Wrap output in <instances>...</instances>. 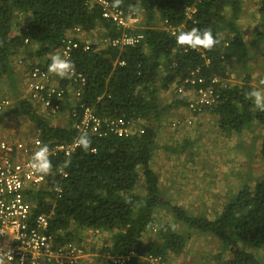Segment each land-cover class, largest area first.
Wrapping results in <instances>:
<instances>
[{
    "label": "trees",
    "instance_id": "trees-1",
    "mask_svg": "<svg viewBox=\"0 0 264 264\" xmlns=\"http://www.w3.org/2000/svg\"><path fill=\"white\" fill-rule=\"evenodd\" d=\"M89 1L0 0V77L7 76L12 90L18 82L14 84L11 79L17 75L14 57L20 49L26 59L48 68L50 58L46 56L61 46L74 27L89 32L101 26L109 36L123 31L102 18L101 7L96 3L90 6ZM107 1L114 5V0ZM257 2L264 27V0ZM116 7L140 15L139 23L125 31L141 33L143 39L122 50L97 49L94 45L83 50L80 44L71 52L75 70L86 80L81 102L93 106L102 118L147 124L140 125L142 133L128 137L88 135L92 144L87 152L80 148L68 158L52 157L53 169L44 186L25 191L33 214L49 215L47 232L61 244L81 241L78 234L84 228L107 232L98 253L125 256L132 252L123 264H151L149 256L168 260L170 254H180L192 235L190 230L219 241L220 251L214 257L225 254L223 264H264V172L257 177L245 172L235 192L208 217L174 202L167 190L161 189L154 169L155 154L160 149L156 119L178 105L173 99L169 106L161 107L159 93L175 81L181 83L194 70L204 80L196 87H208L211 78L226 81L231 71L243 72L240 82L213 84L216 103L209 111L216 114L221 133L240 134L254 123L264 127V112L246 99L255 89L248 63L253 51L258 52L256 45L263 40L264 31L253 37L254 47L245 41L236 24L241 0H121ZM190 8L193 11L188 18ZM23 17L24 27L14 31ZM179 26L176 34L193 27L211 29L220 43L211 51L182 47L169 30ZM32 43L37 45L35 50L29 48ZM259 53L264 57V46ZM66 81L60 79V86L64 87ZM258 83L264 88V78ZM11 111L28 118L43 142L68 141L81 135L70 123H50L25 99L18 100ZM254 139H260L259 156L264 161V133ZM66 160L71 165L64 168ZM61 169L65 175L58 172ZM54 187L60 189L59 197ZM159 213L167 219L157 223L154 216ZM156 223V231L143 241L144 234ZM179 225L185 232L176 230ZM95 260L101 262L99 256Z\"/></svg>",
    "mask_w": 264,
    "mask_h": 264
},
{
    "label": "built area",
    "instance_id": "built-area-1",
    "mask_svg": "<svg viewBox=\"0 0 264 264\" xmlns=\"http://www.w3.org/2000/svg\"><path fill=\"white\" fill-rule=\"evenodd\" d=\"M92 3L101 7L102 18L109 20L115 27L122 28L123 31L115 36H109L105 35L106 31L101 26H97L101 28L102 33L95 41L89 42L82 37L84 31L74 27L62 39L56 54L71 59V52L80 44L83 50L89 49L92 45L97 49L122 50L141 42L143 39L141 33L125 31L139 23L137 12L119 9L107 0H90L89 5ZM192 11V8L188 9V18L191 17ZM179 29L180 26L169 28L172 35ZM24 42L27 44L28 39ZM26 62L30 63V68L23 73V82L21 81L18 86L19 90L26 92L21 99L29 101L42 115L53 117L65 115V119L71 121L72 127L78 133L86 132L88 135L99 137L108 134L128 137L142 133L139 120L102 118L93 106L82 103L81 96L86 80L78 71L75 70L71 78H64L67 81L64 87H61L59 80L62 78L49 72L48 68L37 66L38 63L35 61L27 59ZM114 63L122 65L123 61ZM196 71H192L190 77L185 78L177 87V92L187 101L186 107L191 116L214 106L216 103L214 83L220 85L227 83L225 80L211 78L212 84L208 87H196L197 84L204 83L203 78L196 76ZM12 102L8 92H0V255L4 257V264H78L86 255L82 246L76 242L58 243L56 236L47 232L49 215L45 213L34 215L31 209L33 205L25 197L26 190H35L47 180V175L34 172L30 166L34 153L43 145H47L49 159L57 155L68 157L79 149L76 143L78 139L43 142L38 136L26 140L11 138L7 130V120L11 114ZM185 122L189 124L190 119ZM183 123L174 121L171 124L179 127ZM59 173L63 174V171L59 170ZM53 191L60 196L58 187H54ZM155 228L156 226L153 227V232L156 231ZM131 254L132 252L118 256L104 253L99 257L102 264H123ZM148 260L151 264L167 263L159 256H149Z\"/></svg>",
    "mask_w": 264,
    "mask_h": 264
},
{
    "label": "rangeland",
    "instance_id": "rangeland-1",
    "mask_svg": "<svg viewBox=\"0 0 264 264\" xmlns=\"http://www.w3.org/2000/svg\"><path fill=\"white\" fill-rule=\"evenodd\" d=\"M241 4L242 10L244 6L245 10H243V12L242 10L240 11L237 19L238 22L236 21V23L239 26H243V32H247V27L244 24L245 21L251 20V18L253 19L252 21H258L257 17L254 16L256 14L255 4H258V2L257 0H241ZM239 18H243L244 21L240 23ZM20 21H23L22 18ZM252 28L256 29V26L254 25ZM96 29L97 30L94 31L93 35H101L102 31L97 27ZM253 29L250 31H253ZM22 51L23 49H20L14 57V70L17 72L16 78L14 74V79H11L14 84L16 81H19V73L21 76H23L22 74L30 64L29 62L24 61ZM20 59L22 62H19ZM251 64H254V67L258 65L255 60H252ZM263 64L264 61L262 62V65ZM230 66L232 67L233 65L230 64ZM255 72L258 73H255V76L251 80L255 83H258L259 80H262L261 77L263 76L264 71L261 67H259L255 69ZM242 80L243 72L237 70L231 71L230 78H228L226 81L237 83ZM9 84L10 83L8 82L7 76L1 75L0 92H8L10 94L11 99L13 100L11 108H13L17 102L16 99L18 98L19 100V96L17 94V90L19 88L17 86L12 90ZM159 94V104L161 107L163 105L169 106L171 101L169 105H167V101L176 98L174 95L175 88L173 85H170L166 91H160ZM202 114H204V112ZM8 116V125L10 128L9 133L11 134V138L26 140L29 137L37 136L34 127L28 118L14 113ZM42 116L52 124L65 125V122L67 121L65 119V115L57 117L45 115ZM161 116V118L159 117L160 120L154 118L156 119L155 128H157V143L160 145V149L156 151L155 157H159V160H161L162 164V166L159 164L160 167L158 166L157 170V172L159 171L158 176L160 179V187L161 189L167 190L169 197L173 199L174 202L179 204L186 202V204L189 205V210L191 212L211 217L212 213L214 214L216 211L221 209V205L229 199L228 196L232 195L233 191L235 192V190L241 184V179L245 176V172H251L250 163H244L242 164L243 167L239 168L241 173L239 172L240 174L235 178L233 174H231V170L234 165L229 164L226 160L227 154L230 156L232 152L233 155L235 154L234 150H244V147L239 145L236 140L229 137L225 139L227 142H224L222 145L220 144L219 140H217L218 143H214V140L211 141L213 136L206 141L204 134L202 137H197L195 140V144L199 143L198 153L196 152L195 154L188 144H180V141H178L176 136H172V133H174L172 132L173 129L181 130L184 128V125L176 127L172 126L171 123L174 121L185 122L183 120H187V116H190L188 112H186V110L181 107H169V109L161 113ZM211 121L212 120L210 119V124ZM145 124L147 123L144 122L143 125ZM193 124L194 119L192 123L188 125L189 128H191ZM228 143L234 144L231 150L227 149L228 147H226ZM212 145L213 148L209 149ZM208 150H211V152ZM156 168L157 164H155V169ZM225 176L228 177L227 181L225 180ZM163 219H167L166 215L163 216L160 214L154 216V221L157 223ZM176 230H179L180 233L185 232L184 226L180 225L176 228ZM190 232H192V235L188 238L184 250L179 255L170 254L168 260H166V264H223L222 259L226 257L225 254H222L219 259L214 257L215 254L220 251L218 240H215L207 235H200L191 230ZM152 233L153 231L145 233L143 236V241H145L146 238ZM103 236L104 235L94 236L93 238L101 240ZM171 255L173 257H171ZM94 259L95 257H92V260L89 259V262H93Z\"/></svg>",
    "mask_w": 264,
    "mask_h": 264
},
{
    "label": "crops",
    "instance_id": "crops-1",
    "mask_svg": "<svg viewBox=\"0 0 264 264\" xmlns=\"http://www.w3.org/2000/svg\"><path fill=\"white\" fill-rule=\"evenodd\" d=\"M241 6H242V4H241ZM255 6H256L255 7L256 14L254 16L257 17L258 21H256V20L252 21L253 20L252 18H251V20L245 21L244 24L247 27L246 28L247 32H243L244 31L243 30V26H241V25L239 26L236 23L238 28L242 31L245 41L249 45H251L252 47H254L255 44H256L255 41H254L255 39L253 37L259 31H264V27L261 24V15L258 12V5L255 4ZM244 7H243V10H245ZM241 10H242V7H241ZM243 10H242V12H243ZM243 21H244L243 18H239V22L240 23H242ZM25 22H26V20L23 18V21L21 22V24L19 26L15 27L14 31L19 32L24 27ZM237 22H238V20H237ZM254 25L256 26V29L252 28V27H254ZM252 29H253V31H250ZM96 30L97 29L95 28L92 31H89V32H86V33L83 32L84 33V34L82 33L83 34V36H82L83 39L87 40L89 42L95 41L96 38L100 36V35H98V36H94L93 35L94 31H96ZM248 31H250V32H248ZM250 33H253V34H250ZM263 46H264V38H263V40L258 42V44L256 45V49L258 50V52H255V51L252 50L254 56H252V58L250 59V61L248 63L249 68H250L251 78H253L255 76V73H258V72H255V69L261 67L263 69V71H264V64L262 65V62L264 61V57H262L260 55V53H259V52H261L263 50ZM29 48L30 49H36L37 45L35 43H32L29 46ZM57 52H58V49H56L55 52L50 53L46 57H49V56H52V55H56ZM22 54H23V51H22ZM23 56H24V59L26 61L27 59L25 58L24 54H23ZM46 57H44V59ZM252 60H255L256 63L258 64L256 67L253 66L254 64H251ZM262 78H264V76H262L261 79ZM21 81L23 82V76H21L20 73H19V81L16 83L15 87L19 86L21 84ZM251 84H252V86L255 87V89H257V90L261 91L262 93H264V88L259 87L257 82L255 83L254 81L251 80ZM17 94H18L19 98L21 99L22 96L26 95V92L21 91V90L18 89L17 90ZM170 101H171V99L167 101L168 104L170 103ZM177 107H181L182 108L181 105H178ZM10 110H13V108H11ZM210 119L212 120L211 124L209 123ZM216 120H217L216 114H212L208 109H206L204 111V114L200 113L197 116H195V118H194V126L192 128H183L181 130L173 129L172 132H174V133H172V136L173 135L176 136L178 141H180V144H182V143L188 144L189 147L191 148V150L194 151L195 154H196V152L198 153V150H199V148H198V144L199 143L195 144V140L197 139V137H202L205 134L204 137H205V139L207 141L209 138H211L213 136V139L211 141L214 140V143H218L217 140H219L221 145L224 142H227L225 140L227 137L232 138V139L236 140L239 145H242L244 147V150H240V149H237V151L234 150L235 154L232 155V152H231V154L229 153L230 156L227 154L226 160L228 161L229 164L234 165L232 170H231V174H233V176L236 178L241 173L239 168L243 167L242 164L250 163V167H251L250 175L253 176V177H257V176L261 175L264 172V161H262L260 156H259L260 139L256 140L254 138H258L263 133L264 127H262L261 125H259L257 123H254L251 128H246L240 134L226 135V134L221 133L218 130ZM7 130H8V132L10 131V128H9V125H8V120H7ZM8 132H7V135H8ZM163 133H165V132H163ZM156 135H157V132H156ZM228 141H230V140H228ZM233 146H234V144H232V143H228L226 145V147H228L227 149H229V150H231ZM212 148H213V145L209 149H212ZM208 151L211 152V150H208ZM227 161H226V163H227ZM154 162H155V164H157L156 170H158V166L159 167H160V165L162 166L161 160H159V157H156L154 159ZM154 169H155V167H154ZM227 178L228 177L225 176V180L226 181H227ZM241 180H243V179H241ZM159 182H160V179H159ZM183 204L185 205V207L189 208V205H187L186 202L183 203ZM89 233H93V232H90V229H86V230L82 229L81 231H79L78 236L82 237V242H83V244L86 245V247L88 249H91V250L95 249V251H96L98 248L101 247L102 241L101 240H97V238H93L94 235H88ZM95 235L96 236L104 235L103 238H105L106 236H108V233L105 232V231H101V229H98L97 230V234H95ZM93 247H94V249H92ZM95 251H93V252H95ZM93 252L86 253V256L84 258L91 259L90 255L93 254ZM171 257H173V256L171 255ZM88 263L89 262H87V261H83L80 264H88Z\"/></svg>",
    "mask_w": 264,
    "mask_h": 264
},
{
    "label": "clouds",
    "instance_id": "clouds-1",
    "mask_svg": "<svg viewBox=\"0 0 264 264\" xmlns=\"http://www.w3.org/2000/svg\"><path fill=\"white\" fill-rule=\"evenodd\" d=\"M120 3H121V0H114V5L113 6H119ZM139 19H140V15H139ZM174 35H175V38H176V43L178 45H180L182 47H187V48H190V49H193V50L202 48L204 50L211 51L213 48H215L220 43L219 38L215 37L213 35V32H212L211 29H206L204 31H201L199 28L193 27L189 31L181 30L178 34H174ZM48 71L51 72V73L56 74L57 76H59L62 79L71 78V76H73L75 74V65L70 59H66V58L62 57L61 55L56 54V55H53V56L50 57V63L48 65ZM171 85H173L174 88H175V94H174L176 96L175 102L178 105H181L182 108L185 109L186 112H188V114L190 115V116H187V119H190V123L188 124L187 122H184L183 124H181L179 126L184 125L183 126L184 128H189L188 125H190L192 123L193 119L198 114L194 115V116H191L190 112L188 111V109L186 107L187 101H186L185 97H183L181 94H179V92H177V87L179 85H181V83H177V81H175ZM246 99L251 100L254 103V105H255V107H256V109L258 111L264 112V93H262L261 91H259L257 89H252L251 91L248 92V94L246 96ZM16 100L18 101V98ZM19 100H21V99L19 98ZM172 100L173 99H171V103H173ZM167 105H169V104H167ZM177 106H175V107H177ZM205 110H203L201 113H203ZM208 110H210V108ZM37 112L41 115V113L38 111V109H37ZM10 115H12V113ZM65 123H66L65 125H61V126H67L70 123V125L72 127L71 121L67 120ZM142 124H143V122L140 121V125H142ZM193 126H194V124H193ZM140 127H142V126H140ZM78 134H81L79 136V138L78 137H74V138L78 139L76 143L79 146V149L82 148L83 151L87 152L88 149L90 148L91 144H92V141H91V139L89 138V136H88V134L86 132L85 133H78ZM71 156H68V157H71ZM68 157H65V158H68ZM70 165H71V161L70 160H66L64 162L63 167L67 168ZM30 166L33 169V171L38 173V174H42V175L51 174L52 169H53V165H52L51 160L49 159V148H48L47 145H43L42 147L39 148L38 151H36L34 153ZM60 171H63V170L61 169ZM58 172H59V170H58ZM42 186H44V185H42ZM154 226H157V223ZM86 229H89V228H84V230H86ZM97 230L98 229H94V230L90 229V232H93V233H89L88 235L96 236L95 234H97ZM80 238H81V241H79V242L76 241V240L75 241H70V242H76L77 244H80L82 246V248H83L85 253L95 251V249L94 250L88 249L86 247V245L83 244L82 237H80ZM105 238H101V241L105 240ZM99 249L100 248H98L95 252H93V254H91V257H90L91 260H92V257L96 258V257H98L100 255L98 253ZM83 261L89 262V259L88 258H84L81 261H79L78 264L82 263ZM91 263L92 264H102L101 262L98 263L95 259H94L93 262L91 261L88 264H91ZM0 264H4V257L2 255H0Z\"/></svg>",
    "mask_w": 264,
    "mask_h": 264
}]
</instances>
